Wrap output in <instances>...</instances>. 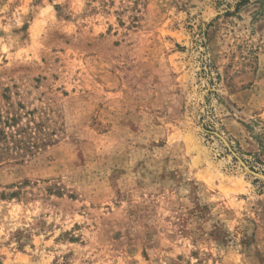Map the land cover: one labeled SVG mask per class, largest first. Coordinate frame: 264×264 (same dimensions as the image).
I'll return each instance as SVG.
<instances>
[{
    "label": "rangeland",
    "instance_id": "rangeland-1",
    "mask_svg": "<svg viewBox=\"0 0 264 264\" xmlns=\"http://www.w3.org/2000/svg\"><path fill=\"white\" fill-rule=\"evenodd\" d=\"M233 1L0 0V125L37 145L0 165L1 264H264V18Z\"/></svg>",
    "mask_w": 264,
    "mask_h": 264
},
{
    "label": "trees",
    "instance_id": "trees-1",
    "mask_svg": "<svg viewBox=\"0 0 264 264\" xmlns=\"http://www.w3.org/2000/svg\"><path fill=\"white\" fill-rule=\"evenodd\" d=\"M249 6H255L254 12L255 19L264 18V0H234L233 3L227 6L225 11L226 16L237 15L242 9ZM8 124V123H4ZM18 135V136H17ZM21 133L9 134L0 125V165L4 162L3 158L9 156L11 150H33L37 145L30 143L25 138L20 137ZM1 264V263H0Z\"/></svg>",
    "mask_w": 264,
    "mask_h": 264
},
{
    "label": "water",
    "instance_id": "water-1",
    "mask_svg": "<svg viewBox=\"0 0 264 264\" xmlns=\"http://www.w3.org/2000/svg\"><path fill=\"white\" fill-rule=\"evenodd\" d=\"M264 179V176H261Z\"/></svg>",
    "mask_w": 264,
    "mask_h": 264
}]
</instances>
